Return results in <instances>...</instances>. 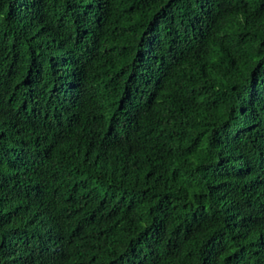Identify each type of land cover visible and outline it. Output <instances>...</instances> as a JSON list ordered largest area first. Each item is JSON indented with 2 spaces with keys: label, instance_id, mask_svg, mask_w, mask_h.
<instances>
[{
  "label": "trees",
  "instance_id": "obj_1",
  "mask_svg": "<svg viewBox=\"0 0 264 264\" xmlns=\"http://www.w3.org/2000/svg\"><path fill=\"white\" fill-rule=\"evenodd\" d=\"M0 264H264V0H0Z\"/></svg>",
  "mask_w": 264,
  "mask_h": 264
}]
</instances>
